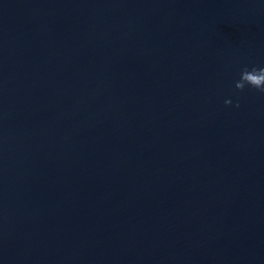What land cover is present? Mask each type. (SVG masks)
<instances>
[{
	"label": "water",
	"instance_id": "obj_1",
	"mask_svg": "<svg viewBox=\"0 0 264 264\" xmlns=\"http://www.w3.org/2000/svg\"><path fill=\"white\" fill-rule=\"evenodd\" d=\"M253 67L261 0H0V264H264Z\"/></svg>",
	"mask_w": 264,
	"mask_h": 264
},
{
	"label": "clouds",
	"instance_id": "obj_2",
	"mask_svg": "<svg viewBox=\"0 0 264 264\" xmlns=\"http://www.w3.org/2000/svg\"><path fill=\"white\" fill-rule=\"evenodd\" d=\"M264 2V0H261ZM235 87L239 91H244L246 88H252L260 93H264V67H253L251 69L245 68L241 73L239 80L236 82ZM226 106H232V100L228 99L224 101ZM236 108L240 107L239 103H236Z\"/></svg>",
	"mask_w": 264,
	"mask_h": 264
}]
</instances>
